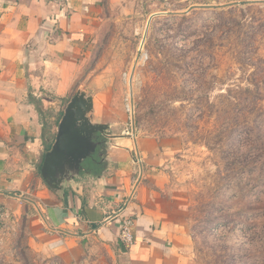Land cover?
<instances>
[{
    "label": "rangeland",
    "instance_id": "1",
    "mask_svg": "<svg viewBox=\"0 0 264 264\" xmlns=\"http://www.w3.org/2000/svg\"><path fill=\"white\" fill-rule=\"evenodd\" d=\"M101 6L75 90L103 93L110 133L175 139L169 197L197 264H264V0ZM40 221L0 195V264H67L38 245Z\"/></svg>",
    "mask_w": 264,
    "mask_h": 264
},
{
    "label": "crops",
    "instance_id": "2",
    "mask_svg": "<svg viewBox=\"0 0 264 264\" xmlns=\"http://www.w3.org/2000/svg\"><path fill=\"white\" fill-rule=\"evenodd\" d=\"M101 3L0 0V195L38 206L37 243L63 263L197 264L186 218L169 197L174 138L125 128L111 138L96 175L82 171L59 192L41 175L89 60ZM81 81L94 97V121L108 122L103 93ZM126 217L130 245L120 240Z\"/></svg>",
    "mask_w": 264,
    "mask_h": 264
},
{
    "label": "water",
    "instance_id": "3",
    "mask_svg": "<svg viewBox=\"0 0 264 264\" xmlns=\"http://www.w3.org/2000/svg\"><path fill=\"white\" fill-rule=\"evenodd\" d=\"M152 16L148 21L141 47L144 45ZM93 115V95L78 89L64 109L56 139L42 163L41 175L52 190H63L67 182L81 175L85 169V161L91 160L94 154L103 157L106 147L112 143L111 138L120 136L110 133V123L96 122ZM99 137H105L109 142L104 143Z\"/></svg>",
    "mask_w": 264,
    "mask_h": 264
},
{
    "label": "flooded vegetation",
    "instance_id": "4",
    "mask_svg": "<svg viewBox=\"0 0 264 264\" xmlns=\"http://www.w3.org/2000/svg\"><path fill=\"white\" fill-rule=\"evenodd\" d=\"M98 139L102 140L104 143L107 142V138L105 137H99ZM106 163V158L105 157H99L98 154H94V157L91 160H87L84 162V171L82 172V174H86V175H90V174H94L93 171H95V167L94 165H97L98 170H96L97 172L95 173V175L100 172V169L104 166V164Z\"/></svg>",
    "mask_w": 264,
    "mask_h": 264
},
{
    "label": "built area",
    "instance_id": "5",
    "mask_svg": "<svg viewBox=\"0 0 264 264\" xmlns=\"http://www.w3.org/2000/svg\"><path fill=\"white\" fill-rule=\"evenodd\" d=\"M132 227H133V220L130 217H126L122 220L120 240L125 244L130 245L134 242Z\"/></svg>",
    "mask_w": 264,
    "mask_h": 264
},
{
    "label": "trees",
    "instance_id": "6",
    "mask_svg": "<svg viewBox=\"0 0 264 264\" xmlns=\"http://www.w3.org/2000/svg\"><path fill=\"white\" fill-rule=\"evenodd\" d=\"M94 169H95V171H93L94 172V174L97 172L96 170H98V168H97V165H94Z\"/></svg>",
    "mask_w": 264,
    "mask_h": 264
}]
</instances>
